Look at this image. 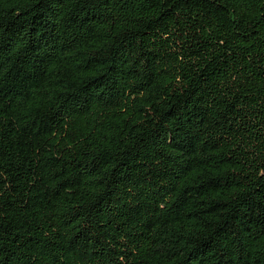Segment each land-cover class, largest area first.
Wrapping results in <instances>:
<instances>
[{
	"label": "trees",
	"instance_id": "obj_1",
	"mask_svg": "<svg viewBox=\"0 0 264 264\" xmlns=\"http://www.w3.org/2000/svg\"><path fill=\"white\" fill-rule=\"evenodd\" d=\"M4 3L0 57L15 45L18 53L0 77V264H56L44 260L53 243L69 255L53 216L42 232L31 207L21 204L45 164L63 190L75 189L74 212L89 225L71 237L70 246L84 252L78 264H90L96 253L110 261L128 256L131 241L161 227L162 218L188 226L172 233L168 250L180 260L171 264H235L223 242L232 225L248 219L264 231V0ZM69 61L81 65L79 75ZM41 64L52 66L44 72ZM127 76L134 83L126 115L109 120L97 111L83 140L81 127L67 121L98 101L124 100ZM34 80L43 105L12 117L4 100ZM150 91V125L131 120L135 98ZM22 129L32 135L28 155L30 139L16 135ZM170 133L188 146L200 141L208 152L200 160L215 168L211 182L228 191L225 203L212 204L225 206L217 219H204L201 183L187 180L188 167L167 143ZM4 180L20 182L18 190ZM83 183L88 192L81 195ZM32 193L36 216L47 212ZM102 218L109 229L94 226ZM242 242L236 239L239 249Z\"/></svg>",
	"mask_w": 264,
	"mask_h": 264
},
{
	"label": "rangeland",
	"instance_id": "obj_2",
	"mask_svg": "<svg viewBox=\"0 0 264 264\" xmlns=\"http://www.w3.org/2000/svg\"><path fill=\"white\" fill-rule=\"evenodd\" d=\"M4 0H0V13L4 8ZM11 50V54L15 51V55L17 52V46H13L9 48L8 51ZM7 52L6 56L0 57V77L4 74V71L8 70L9 58L11 56ZM27 61V60H26ZM60 64V62H58ZM69 70L72 71V75H79V69L81 65L76 66L73 64V61L70 62ZM52 65L49 64L46 68V65L41 64L42 71L46 72ZM47 74V73H45ZM48 75V74H47ZM127 80H130L126 88V93L124 100L121 102L114 101H98L92 105L89 113L83 115L77 113L72 115L70 119L67 121L71 123L73 127H81V131L79 132V136L83 138V140L87 139L88 134L91 133L90 122L92 121V117L97 113V111H102V116L105 118L109 117V120H113L119 116L126 115V97H130L132 92L130 90L131 84L134 83V80H131L130 76L126 77ZM141 86V85H139ZM18 89L22 90L21 92L17 91L16 97H13L10 100H4V103L7 109L10 112V115L14 118L24 117V114L28 112H35L39 105H43V97L41 92V84L40 82L34 80L32 83L21 86H17ZM149 91V90H148ZM135 98V102L131 108L133 112V116H131V120L135 118H139L143 123H147L150 125L152 119V109L149 106V102L152 99H155L150 92H144L138 94ZM134 99V98H133ZM1 102V101H0ZM1 104V103H0ZM172 128V123L169 124ZM52 130V129H51ZM47 133V137L52 134V131ZM11 135V134H10ZM17 137H23L24 135L30 139L29 143L26 142V145L23 147V154L27 153L28 155L29 148L32 144V135L30 131L22 129L21 132H16ZM49 140L53 141L54 137L51 136ZM167 143L171 146V153L176 157V159L180 160L182 163H185L188 167L187 170V180L190 183H201V186L198 190L197 197L203 200V206L206 209V214L204 219L215 218L217 219L220 215V212L225 209V206L221 205L217 208L212 207L213 202L225 203L228 199V191L220 187L218 185H214L211 181L212 177L215 175V168L212 166H208L206 163L201 161L200 159L203 157L204 159L209 157L208 152L205 151L203 145L199 142L193 144L192 146H188L187 143L181 141L176 137L175 133H170ZM46 144V142H45ZM77 144L74 139L71 141L70 147L77 150ZM203 179L206 182H202ZM7 183V187L10 188L12 193L18 188L13 189V186H19L20 182L11 180H4ZM57 179L52 175L48 167L45 165L42 166L41 169V177H36L34 183L29 186V183L26 184V189L28 192L27 196H23L21 199L22 207H27L29 205L32 211V218H37L41 225V231L46 232V226L49 221V217L53 216L57 227L61 228L62 232L65 235L66 247L69 246L71 249L69 250L68 256H62L61 249L58 247L56 243H53L51 247H48L46 250V255L44 260L48 261L50 259H55L56 264H78L80 263V257H83V253L81 250L77 252L78 247H71L72 245L71 237L77 231H81L89 225L80 222L78 220V215L74 212L73 206V198L72 192L75 189L67 188L66 190L62 189L61 183H57ZM32 182V180L30 181ZM84 184V185H83ZM83 189H77L79 193L82 195L83 192L87 191L86 183H83ZM31 190L35 197L34 199H41V203L45 204V207L49 209L47 212H43L36 216V206L32 203L31 199ZM32 193V194H33ZM63 204L61 207L59 204ZM1 212V211H0ZM165 215V214H162ZM94 224L95 227L100 230L109 229V225L105 223L104 218L96 221ZM170 229L171 233L167 231ZM188 228L187 225H184L182 228H178V224L166 222L163 218L161 220V227L156 230L149 231L148 233H142L137 239H133L131 241L132 248L130 252H127L129 255H125L124 252H120L118 255L115 254V260H109L110 257L104 255L102 253H96L91 256L90 264H154L158 260L168 261L167 264H171L175 260H180V258L176 257L175 254H170L168 250V244H173L172 238L174 234H172L175 230L184 231V229ZM71 233V235H70ZM140 237H142L140 239ZM240 238L243 242L241 245V249L237 247L236 239ZM106 237H104V241ZM23 242L20 238L18 240L19 243ZM223 242L225 244V249H227L228 254L234 256L235 264H263L264 261V231H261L255 225L251 223L250 220L243 221V223L235 222L232 225V229L223 237ZM105 244L111 246L109 242ZM80 248V247H79ZM17 260L18 257H16ZM1 259V255H0ZM197 264H207L206 262H200Z\"/></svg>",
	"mask_w": 264,
	"mask_h": 264
}]
</instances>
